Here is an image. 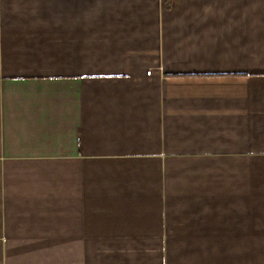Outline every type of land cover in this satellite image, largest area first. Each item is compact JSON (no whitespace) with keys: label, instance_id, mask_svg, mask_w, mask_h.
Returning a JSON list of instances; mask_svg holds the SVG:
<instances>
[{"label":"crops","instance_id":"0c3cea01","mask_svg":"<svg viewBox=\"0 0 264 264\" xmlns=\"http://www.w3.org/2000/svg\"><path fill=\"white\" fill-rule=\"evenodd\" d=\"M256 232L264 0H0V264H250Z\"/></svg>","mask_w":264,"mask_h":264},{"label":"rangeland","instance_id":"374dc122","mask_svg":"<svg viewBox=\"0 0 264 264\" xmlns=\"http://www.w3.org/2000/svg\"><path fill=\"white\" fill-rule=\"evenodd\" d=\"M253 235L250 234V239H255L257 237H260L264 235V233L256 232L253 233ZM249 251H250V255L252 256L251 258L252 263L250 264H264V243L257 241L250 242Z\"/></svg>","mask_w":264,"mask_h":264},{"label":"built area","instance_id":"2783aa9c","mask_svg":"<svg viewBox=\"0 0 264 264\" xmlns=\"http://www.w3.org/2000/svg\"><path fill=\"white\" fill-rule=\"evenodd\" d=\"M150 72H151L150 69H147V70H146V73H147V74H150Z\"/></svg>","mask_w":264,"mask_h":264}]
</instances>
